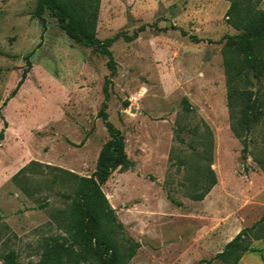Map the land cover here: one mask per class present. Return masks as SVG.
Returning a JSON list of instances; mask_svg holds the SVG:
<instances>
[{"label": "rangeland", "instance_id": "obj_1", "mask_svg": "<svg viewBox=\"0 0 264 264\" xmlns=\"http://www.w3.org/2000/svg\"><path fill=\"white\" fill-rule=\"evenodd\" d=\"M36 5L0 0V264L11 251L21 264L36 262L43 238L64 235L59 211L73 187L30 162L88 177L108 140L98 116L106 58L70 39L48 10L38 19ZM228 7L224 0H100L99 40L137 32L110 47L116 73L106 110L134 166L100 185L123 224L116 239L140 245L130 264H221L215 255L264 216L263 128L255 127L244 153L226 107L222 49L224 37L237 34L226 23ZM252 83L264 87V79ZM209 135L217 184L193 201L189 177ZM250 234L244 244L260 253L245 252L238 264H264V239Z\"/></svg>", "mask_w": 264, "mask_h": 264}, {"label": "trees", "instance_id": "obj_2", "mask_svg": "<svg viewBox=\"0 0 264 264\" xmlns=\"http://www.w3.org/2000/svg\"><path fill=\"white\" fill-rule=\"evenodd\" d=\"M224 1L229 3L225 13L226 23L237 32L236 35L224 37L225 44L222 49L226 107L230 130L242 143L245 153L249 137L255 127L263 128L264 146V87L255 89L252 83V78L256 82L264 79V10L259 9L263 0ZM99 5L100 0H37L35 16L38 19L43 21L42 14L48 10L70 39L83 47L93 48L106 58L109 75L104 79L103 102L98 116L108 133V140L99 151L95 171L88 177L55 166L30 162L29 165L32 167L55 172V182L70 184L73 187V197L65 210L59 211L61 220L58 224L64 235L43 238L39 243L38 261L27 264H130L140 247L138 242L129 240L120 242L116 239V234L123 232V224L117 221L114 210L109 206L100 188L116 169L130 170L134 166L125 152V138L109 121L106 110L110 80L116 73V64L110 47L119 39L125 42L133 41L137 37V32L131 36L118 33L112 38L99 40L96 36ZM192 39L197 41L195 38ZM29 67L30 62L10 98L16 95L23 84ZM5 102L6 100L3 104ZM3 126L7 127L5 121ZM3 139L4 130H1L0 142ZM200 143L203 150L202 153L196 154V157L202 164H198L195 172L189 177L191 188L189 198L193 201H202L217 184L215 173L211 169L210 135L202 137ZM259 165L263 167L262 162H259ZM25 169L26 167L19 170L12 177V181L16 183L17 177ZM22 191L29 195L25 189ZM251 231H254L255 240L264 239V216L252 227L242 229L225 244L220 253L215 255L214 260L221 264H238L243 253L248 251L260 253L259 249L244 244V240L251 236ZM261 259L264 261L263 256ZM3 261L5 264H21L13 251L4 256ZM207 263L213 264V259Z\"/></svg>", "mask_w": 264, "mask_h": 264}]
</instances>
